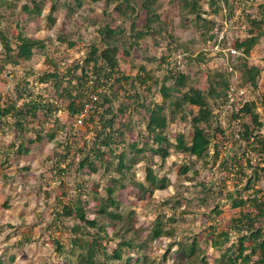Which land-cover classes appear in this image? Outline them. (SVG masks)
<instances>
[{"label": "rangeland", "instance_id": "374dc122", "mask_svg": "<svg viewBox=\"0 0 264 264\" xmlns=\"http://www.w3.org/2000/svg\"><path fill=\"white\" fill-rule=\"evenodd\" d=\"M37 1L0 0V37L1 34L8 37L12 47L20 34L40 40L44 46L34 52L31 60L15 62L8 57L14 52L8 55L0 41V96L3 99L0 106L14 99V88L20 82H28L34 88V96L41 94L45 99H52L55 92L53 84H35V79L43 74L63 73L81 65L90 45L102 49L104 44L98 30L104 25L109 24L112 28L120 26L124 32L123 40L130 41V21L119 17L110 0H44L40 16H28L32 2ZM141 1L131 0L138 9L135 31L146 26V13L139 9ZM211 1L216 2V6L211 5ZM76 4H80V8L68 15L67 7ZM51 5L56 6L52 15L49 12ZM229 5L231 13L221 0H201L198 15L206 23H211L205 25L206 29H210L205 32L202 21L184 7L183 0H157L152 9L160 23L167 24L161 35L139 39L128 56L121 51L116 59L114 78L129 76L128 83H133L138 89V99L132 97V91H123V82L108 80L111 88L107 91L117 94L114 107L127 106L126 111L113 116L114 127H125L129 123L125 140L116 149L117 154L127 150L131 142H138L139 148L146 142L152 144L146 130V109L160 110L157 129L168 135L171 143L177 132L191 133L187 121L170 120V107L162 99L161 84L165 78H168L165 85L171 86L170 77L180 71L189 77L187 85L197 90L218 87L222 81L230 87L227 102L209 100L211 113L205 117L214 137L201 159L195 160L173 149H170L164 162L158 157H148V160L133 167L126 179V188L116 193L118 214H127V224L139 231L140 240L147 238L157 218L165 223V230L174 232L172 237L163 236L149 241L146 248L138 253L126 249V255L140 256L143 264H189L185 256L179 255L176 244L181 242L187 248L192 239L199 245L200 257L206 258L205 264H218L216 260L220 253L226 247L233 248L239 236L232 229V220L239 217L241 210L231 208V203L239 196L238 192H242L241 197L247 202L245 211L254 210L251 199L255 191H258L257 197L264 201V173L259 171L258 177L253 175L255 169L264 168L260 151L264 144V24L259 31L258 44L246 59L249 76H257L256 88L249 80L241 78V72H232L241 57L234 43L246 36L248 18L260 14V10L264 11L260 8L264 7V0H229ZM218 6L220 11L215 12ZM211 34H216V45L214 40H208ZM233 50L236 53H232ZM199 54L203 55V61L196 60ZM140 66L152 76L144 86H140L136 79ZM24 99L17 101V105H21ZM246 102L254 103L258 121L263 123L258 137H251L249 142L242 139L240 124L243 122L252 126L251 117L247 116L241 122L231 119V114ZM67 104L68 100L58 101L59 110L48 119H43L41 114L31 117L34 122L26 128L23 138L13 127V119L7 115L2 117L7 125L0 132V264H78L83 250L80 242H70L72 234L68 231L75 222L73 207L87 201L88 218H92L100 208L109 210L96 200L105 197V188L117 176L114 168L107 171L105 165L97 162L96 173L88 175L87 169L78 168L81 155L75 153L83 145L88 152L92 143L97 142L96 136L102 129L101 123L94 117L97 112L91 116L92 121L86 120L81 127L75 128L74 116L66 112ZM133 106L136 111H133ZM189 111L193 117L197 108L188 106L186 113L190 115ZM39 128L43 129L42 141L27 144L24 154H16L11 144L32 140L34 131ZM201 128L205 129L206 124H201ZM51 131L56 136L49 140L46 133ZM89 154L93 156L91 151ZM77 155L76 163L66 166ZM60 156H66L63 162ZM106 156L108 158L109 155ZM57 162L64 170L63 174L58 175ZM187 164L194 167L197 175H194L193 169L187 174H178L179 169ZM147 165L169 180L165 190L156 191L152 196H142L137 190V184L144 180ZM248 178L251 179L250 188L244 189ZM202 183L206 185L205 199H202L204 193L200 189ZM58 199L66 209L61 219L55 218L53 213L55 210L62 212L61 206L57 205ZM169 218L173 221L169 222ZM254 225L260 226L264 234V218ZM222 232H228L229 243L224 242L220 235ZM124 238L131 239L132 232L126 233ZM110 240L95 246L98 260H103V248L110 253L119 242L118 238ZM55 241L64 247L70 260L55 251ZM217 243L222 245L221 249L215 248ZM250 264L262 263L254 258Z\"/></svg>", "mask_w": 264, "mask_h": 264}, {"label": "trees", "instance_id": "16d2710c", "mask_svg": "<svg viewBox=\"0 0 264 264\" xmlns=\"http://www.w3.org/2000/svg\"><path fill=\"white\" fill-rule=\"evenodd\" d=\"M91 1L99 2L101 0ZM156 1L157 0H142L140 2L139 9L146 13V26L143 29L135 31V24L138 18L137 7L131 3V0H110L113 10L119 17L124 21H130L129 31L131 34L128 43L123 40L124 32L120 26L112 28L109 24H106L98 30L100 40L104 44L102 49L98 50L96 45H90L81 65H76L74 69H68L63 73L54 72L43 74L35 79V84H53L55 92L53 93L52 99H45L41 94H36L37 96H34V88L32 86L30 87L28 82H20V84H17L14 88V99L12 98L13 100L10 99L8 104L4 105L2 103V106H0V132L3 127L7 125L2 117L7 115L13 119V127L17 134L23 138V133L26 131V128H29L30 124L34 122L31 117L41 114L43 119H48L59 110L56 105L57 102H62L63 100H68L66 112L69 116L73 117L79 113L82 102L88 93L97 90L100 91V93L97 94L100 101L97 99L95 110L88 119V121H92L93 117L91 116L97 112L94 117H97L102 125V129L96 136L97 142L92 143V149L88 152H86L85 145H83V147L78 149L75 153L81 155L78 160V168L80 170L87 169L88 175L96 173L97 162H100V164L106 166L107 171L113 167L117 176L113 178L112 183L105 188V197L96 200L97 203L105 204L109 210L100 208L96 213H93L94 216L92 218H88L86 211V206L88 205L87 201L73 207L75 222L68 231L72 234L70 242L72 244H75L77 241L80 242L83 250L78 264H143V258L140 256L131 257L126 255V249H131L138 253L146 248L149 241L152 242L163 236L172 237L174 235L172 230H165V223L157 218L147 238L145 240H140L141 234L139 231L127 224V214L125 216L118 214L119 204L116 193L126 188V179L128 175H130L133 167L142 161L148 160V157H158L161 162H164L169 156L170 149H173L174 152L184 154L195 160L201 159L206 149L212 145L214 137L208 125L209 120L205 117V115L211 113L209 109V100L217 101L222 99V102L228 101L227 94L230 91V87L226 82H220L218 87L208 86L205 90L201 91L189 87L187 85L189 77L179 71L177 74H173L170 77L169 80L173 82L171 86L165 85L168 78L163 80L161 84L162 99L164 102H167L170 107V120L187 121L191 127V133L185 134L177 132L174 136V142L171 143L168 135L163 134L157 129V119L160 115V110L157 108L146 109L148 112L146 130L151 137L152 144L146 142L142 148H139L138 142H131L128 143L127 150H122L117 154L116 149L120 143L124 142L129 123L126 124L125 127L124 125L114 127L113 116L114 113L126 111L127 106L121 105L119 108L114 107V99L117 98V94L107 91L111 88L108 86V80L114 79L115 83L123 82V91L125 93H130L132 91V97L138 99V89L133 83H128L131 79L129 76L118 75L114 78V74L116 73V59L121 51L123 55L128 56L130 53L129 50L133 46L138 45L139 39L147 37L154 38L161 35L163 28L166 27L167 24L160 23L158 16L152 9ZM183 1L184 7L189 8V12L195 14L197 18L202 21L204 31H209L210 29H206L207 27L205 25H210L211 23H206V21L201 19L198 15L201 0ZM221 1L231 13L229 0ZM32 3L33 6L27 11L28 16H40L44 0H38ZM211 5L216 6V2L211 1ZM76 8H80V4L74 6L69 5L67 7L68 15H72ZM260 8L262 9L264 7L260 6ZM220 9L221 8L218 6L214 11L217 12L218 10L220 11ZM55 11L56 6L51 5L49 9L50 14L52 15ZM260 11V14H257L255 17L248 18L249 25L244 39H237L234 43V47L239 51L241 57L239 58L238 64L233 66L232 72L236 70L241 72V78L243 80H249L253 88L257 86V76L253 78L249 76V67L246 59L258 44L259 31L264 24V11ZM208 40H214V45H216L218 41L216 34L209 35ZM0 41L8 55L14 52L13 56L10 55L8 57L14 59L15 62L17 60H31L34 52L44 47L40 40L22 36L21 34L17 37V43L14 47H12L9 38L5 37L3 34H1ZM69 46L72 47L73 44L70 43ZM196 60L203 61V55L199 54ZM78 70L80 72L76 74ZM139 71L138 75H136V79L140 86H144L152 76L146 72L143 66H140ZM90 79H92L91 86L88 85ZM22 98H25L23 103L17 105V101ZM2 100L0 96V102H2ZM188 106L197 108L195 116L191 117L192 112L190 111V115L188 112L186 113V107ZM132 108L133 111L137 110L135 106ZM254 111V103L246 102L236 112L231 114L232 120H239L240 122L247 116L251 117L252 126L243 122L240 124L242 128V139L245 142H249L251 137L257 138V133L263 127V123L258 121V115ZM201 124H206V128H201ZM42 132L43 129L39 128L34 131V138L32 140L26 139L25 143L21 142L20 144H15L13 142L10 147L16 154H24L27 151V144L32 145L33 143L42 141ZM46 135L49 140H52L56 136V133L51 131L46 133ZM73 136H75V134ZM90 151L93 153L92 157L89 154ZM260 151H262V161L264 162V144ZM107 154L109 155L108 158H106ZM78 155L68 161L66 166L70 167L74 165ZM60 158L63 162L66 156H60ZM59 166L57 162L56 168L58 169V175L64 173V170H61ZM190 169L194 170V167L188 164L182 166L178 174H187ZM259 171L264 173V168H261V170L255 169L253 175L258 177ZM193 173L197 175L198 172L194 170ZM250 183L251 179L248 178L247 186L244 189H249ZM168 185L169 180L165 175L160 176L151 166L147 165L144 169V180L137 184V190L142 196L147 194L152 196L156 191L165 190ZM200 187L201 191L204 193L202 199H205L207 193L206 185L202 183ZM257 193L258 191H255V195L251 199L253 211L243 210L247 202L241 197L242 192H238L239 196L231 203L232 209L241 210L239 217L232 220V229L239 236L236 238L233 248L226 247L225 250L220 253L216 260L218 264H250L254 258L258 259L259 263H264V234L260 226L254 225L256 221H262L264 218V201H261L257 197ZM57 205L59 207L61 206L62 212L55 210L53 212L54 217L57 219L64 218L66 209L63 206V202L58 199ZM168 221L172 222L173 218H169ZM109 230H111L110 233ZM129 232H132V238L126 240L124 235ZM220 235L224 242H230L228 232H222ZM111 238H118L119 242L115 244V247L112 248L110 253H107L106 248H103V260H98L95 246L97 244H102L103 241L108 243L111 241ZM54 244L56 246L55 251L68 260L69 257L66 256L64 247L57 241H55ZM176 245L179 246V255L185 256L189 264H196L199 262L202 264L206 263V258H204V256L200 257L201 251L195 239L190 241L187 248L185 244L181 242ZM215 248L221 249L222 245L217 243ZM70 250L72 251V248ZM196 254L198 255L196 256ZM124 256L125 258L122 260Z\"/></svg>", "mask_w": 264, "mask_h": 264}, {"label": "built area", "instance_id": "2783aa9c", "mask_svg": "<svg viewBox=\"0 0 264 264\" xmlns=\"http://www.w3.org/2000/svg\"><path fill=\"white\" fill-rule=\"evenodd\" d=\"M232 53H236V51L233 50ZM91 84H92V79H90L88 81V85L91 86ZM98 93H100L99 90L90 92L84 98L79 113L74 116L73 126L75 128L81 127V125H83L84 122L86 120H88L90 115L94 112L95 103L97 102V99H98V96H97ZM227 96H228V94H227ZM73 135H74V133H73Z\"/></svg>", "mask_w": 264, "mask_h": 264}]
</instances>
